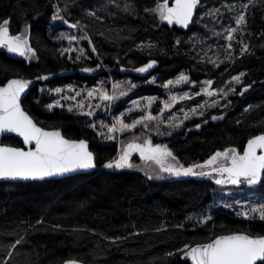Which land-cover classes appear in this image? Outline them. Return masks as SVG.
<instances>
[{
    "label": "trees",
    "instance_id": "16d2710c",
    "mask_svg": "<svg viewBox=\"0 0 264 264\" xmlns=\"http://www.w3.org/2000/svg\"><path fill=\"white\" fill-rule=\"evenodd\" d=\"M160 2L0 0V24L8 20L11 34L26 37L34 49L25 59L0 52V85L12 78L29 81L23 109L44 129L86 140L97 167L96 173L63 180L0 183V264H189L180 254L195 244L235 232L264 235V219L251 211L264 204V176L254 185H217L215 175L153 180L129 168L105 170L120 155V137L107 139L105 126L123 103L114 102L112 111L100 107L92 117L66 102L51 104L58 88L77 92L103 78L106 90L107 76L139 82L131 98L157 93L161 87L152 81L164 84L184 74L196 86L212 80L223 98L180 130L150 135L153 144L168 146L178 165L202 164L230 147L242 152L250 138L264 134V0H202L185 31L160 21L152 11ZM241 13L245 22L237 25ZM63 22L80 30L77 40H69L73 34ZM229 28L238 29L231 49L224 38ZM151 61L148 74L133 73ZM160 107L158 102L155 111ZM137 114L124 116L125 122ZM1 143L22 146L13 137ZM139 160L131 158L132 164Z\"/></svg>",
    "mask_w": 264,
    "mask_h": 264
},
{
    "label": "snow or ice",
    "instance_id": "6c2138e0",
    "mask_svg": "<svg viewBox=\"0 0 264 264\" xmlns=\"http://www.w3.org/2000/svg\"><path fill=\"white\" fill-rule=\"evenodd\" d=\"M199 0H172L171 5L169 0H162L158 3L156 8L152 11L158 15L160 21L167 22L168 24H178L187 28L189 23L192 22L194 10L196 9ZM246 8L247 5H244ZM232 10L233 6H228ZM147 11V9H146ZM216 11H219L218 9ZM95 15V13H91ZM212 15L213 13H208ZM53 19H63L62 17L53 16ZM245 22V15L241 13L235 23L241 25ZM9 21L5 20L0 24V47H4L10 53H15L20 56H27L33 53L34 49L29 46L28 39L22 35H11L7 27ZM76 27V25H71ZM238 31L237 28L225 29V39L229 41L227 47L231 49L233 34ZM219 35V33H217ZM76 36H70V41H75ZM82 39H88L82 37ZM91 42V41H89ZM180 43L179 40L176 41ZM247 49L244 46L242 51ZM93 51L96 49L93 47ZM67 51V50H66ZM79 59V57H77ZM209 62L214 66H219L214 60L209 58ZM155 61L149 62L147 65L136 69L138 72H145L153 66ZM91 71V69H85ZM243 75V73L241 74ZM47 79V77H42ZM234 80L239 82V77H234ZM189 82V78L181 74L175 83ZM30 82L21 79H10L0 86V134L16 133L23 138V143L30 147L25 150L24 148L0 146V179H44L54 175H62L77 170H88L94 168V156L88 150V143L86 140H69L66 139L59 130L48 131L42 127L37 126L33 119L22 109L20 104L21 94L28 87ZM174 82L169 80L164 87L172 85ZM213 84L212 80L204 82L202 92L204 95L212 97L215 94L211 90ZM130 87H135L131 85ZM119 90V96H125L127 93L120 85L113 86V92L110 94L107 90L93 89L87 92L88 98H98L101 101H113L117 98L116 92ZM56 92H61L62 89H56ZM80 95L79 92L76 93ZM196 96L201 95L200 92L195 93ZM189 93L183 95H172L168 101H165L163 108L160 109L158 115H153L150 110H146L144 115L132 123H126L123 114L114 118V122L110 126L103 125L108 128L110 134L108 138L114 139L111 134L117 131L123 133L124 131L133 130L137 125L145 129L149 128L150 123L156 122L157 134L159 132V125L165 122V112H168L167 117L170 127H179L183 124L184 120L189 119V113L184 112L183 120L175 123L179 118L171 114V109L180 101L184 99H191ZM75 99V97H70ZM137 107L139 102L134 101ZM152 98H149L148 108L150 109ZM59 104V101H57ZM53 105H49V108ZM78 107L84 108L83 101L78 104ZM71 110V109H69ZM183 112L184 110L181 109ZM192 114H197V108L189 110ZM89 116L93 115L92 111L86 113ZM203 115V112H199ZM222 118V117H220ZM213 120L217 117L213 116ZM117 125L119 127H117ZM95 128V124H91ZM197 128L200 125H196ZM171 134V133H167ZM100 135H104L100 133ZM138 139V138H137ZM132 153H139L142 160L154 162L160 169L172 175H192V176H218L215 179L217 185H240L246 182L248 185H254L261 180L264 176V134H260L250 138L243 150L240 152L235 147H230L224 150H217L202 164H194L189 167L183 165H173L168 163V159H175L171 150L167 145L153 144L151 137H146L142 142L127 143L123 148L121 154L114 161H109L104 165L105 168H131ZM201 169L196 171L195 169ZM207 168L205 172L203 169ZM151 178V177H149ZM231 205H225L230 207ZM253 213L259 212L261 219H264V204H259L251 208ZM245 216L247 212L243 213ZM210 217H204V222H207ZM20 241H17L18 244ZM185 247H188L187 245ZM185 257L191 259L192 264H264V237H252L247 234H230L216 237L209 243L191 247L190 251L184 253ZM68 264H75L74 261Z\"/></svg>",
    "mask_w": 264,
    "mask_h": 264
},
{
    "label": "rangeland",
    "instance_id": "374dc122",
    "mask_svg": "<svg viewBox=\"0 0 264 264\" xmlns=\"http://www.w3.org/2000/svg\"><path fill=\"white\" fill-rule=\"evenodd\" d=\"M64 25L66 26V28L69 29V31L73 34V36H78L80 30H78L77 27H71L72 24L63 22ZM24 37V36H23ZM26 38V37H25ZM33 53H29L27 56H32ZM154 67V64L151 68H149L147 71L145 72H138L135 71L133 72L134 74L138 75V76H145L146 74H148L152 68ZM139 69V68H138ZM88 74L91 75H95V73L93 71H87ZM180 76H178L177 78L171 79V81H173L174 83L172 85H169L168 87H164L165 84H167V82L163 83H157L156 81H152L153 84H157L158 86H160V90L158 91V88L155 89V91L157 93L154 94H147V95H138L135 97H131L130 98V93L134 92V88L136 87V85L139 84V82L131 80L130 78L126 79L125 81H120V80H112L109 76H107V91L111 94L113 92V86L114 85H120L125 91H126V95L125 96H119V90H117L116 92V96L117 98L113 101H101L98 98H88L87 97V92L91 91L93 89H105L104 87H101L102 82H103V78H101V80H98V82L96 83L95 86H91V87H86L84 89H82L81 91H77L80 93L79 96L76 95L77 92H74V89L72 88V86L70 87H66L64 89H62L61 92H53L52 93V101L51 104L53 105H58L57 101H59V104H61L62 102H66L68 103V106L74 109H79L80 111H84V112H89L92 111L94 112H98V109L101 108H105L108 110L113 109L114 105H112L114 102L116 103H123V110L116 114V115H112L110 113L109 116V123L107 126H110L113 122H114V118L115 117H119L121 116V114H123L124 116H133L132 114H137L138 116L135 118H131L129 122L126 123H132L134 120L138 119L141 115H144L146 110H150L152 112L153 115H158L160 112V109L163 108V104L165 101H168L169 98L172 95H183V93H189L192 98L191 99H184L180 102H178L172 109H171V114L177 116L179 119L177 121H175V123H179V120H183V116H184V112H188L189 113V119L184 120L183 124L180 125L179 127H170L168 124V120L167 117L169 115L168 112H165V122L163 124L159 125V132L160 134H164V135H168L167 133H173V130H180L182 128V126L186 123V122H191L197 118H199L201 115H199V112H203V114L208 110L209 107L215 106L217 105L221 100H222V93L219 91H216L214 89L211 88V90L215 91V94L212 97H209L207 95H204L202 92V87H204V82L200 85H194L191 84L189 82H180V83H175L176 80L179 79ZM135 84V87H130L132 84ZM195 88H197L196 91H193ZM200 92L201 95L196 96L195 93ZM160 94V95H159ZM164 95V97H163ZM70 97H75V99H70ZM149 98H152V103L150 106V109L148 108V102H149ZM127 99V100H126ZM198 100L199 101L197 103H194L192 105H190L188 103V101H194V100ZM83 101L85 107L84 108H80L78 107V104ZM139 102V107L136 106V104H134L133 102ZM158 102H160V109L158 111H155V106L158 104ZM178 106V107H177ZM192 108H197V114H192L189 110ZM181 109H183L184 111L182 112ZM100 112V111H99ZM137 112V113H136ZM93 116V115H92ZM90 116V117H92ZM117 127H119L117 125ZM190 129L192 130H197L198 128L196 126L191 127ZM105 132L108 134L109 137V133H108V128L106 127ZM125 132H128V130L124 131L123 133L117 131L116 133H113L111 135H113L116 139L118 137H120V139L118 140L119 143V148H120V154L123 150V148L127 145V143L132 142L134 139L136 140V142H142L144 138L146 137H151L150 135H152L153 133L157 134V130H156V122H152L149 125L148 129L143 128L140 125H137V127L133 130H130L129 134H127L125 137H121L122 134H124ZM109 140H112L110 138H108ZM138 138V139H137ZM136 157V156H134ZM132 163V162H131ZM168 163L169 164H173V165H177V162L172 159L169 158L168 159ZM131 170H135V171H139L144 173L148 178L151 177L150 179L153 180H164V179H171L174 177V175L169 174L167 172H164L160 169V167L155 164L154 162H148V161H144L140 158L139 162L136 164H133V167L129 168ZM243 208V213L247 212L249 209L248 207L246 208L245 204L242 206ZM242 213L241 217L242 218H246V216Z\"/></svg>",
    "mask_w": 264,
    "mask_h": 264
},
{
    "label": "water",
    "instance_id": "95a60500",
    "mask_svg": "<svg viewBox=\"0 0 264 264\" xmlns=\"http://www.w3.org/2000/svg\"><path fill=\"white\" fill-rule=\"evenodd\" d=\"M201 1L202 0H199V3H198V5H197V7H196V9L194 10V15H193V18H192V22H193V20H194V18H195V16H196V14H197V12H198V10H199V7H200V4H201ZM169 3H170V5H171V3H172V0H169ZM192 22H190L189 23V25H188V27L187 28H184V27H182L181 25H178V24H175V23H173V24H168L167 22H162L165 26H167V27H169V28H173V27H175V28H177L178 30H181V31H185V30H188L189 28H190V26L192 25ZM10 31V30H9ZM10 34H11V32H10ZM11 35H13V34H11ZM0 52L1 53H4V54H6V56H8L9 58H12V59H25L27 56H20V55H18V54H15V53H10V52H8L7 51V49L6 48H4V47H0ZM124 71H122L121 73H123ZM12 79H17V78H12ZM10 80V79H9ZM7 82V81H6ZM6 82L4 83V84H6ZM4 84H2V85H0V86H3ZM27 93H28V87L25 89V91L21 94V98H20V104H21V107H22V101H23V99L26 97V95H27ZM22 109H23V107H22ZM24 110V109H23ZM25 111V110H24ZM26 112V111H25ZM27 113V112H26ZM28 114V113H27ZM29 115V114H28ZM38 126V125H37ZM40 127V126H39ZM45 130H48V131H52V130H55V129H45ZM60 131V130H59ZM61 132V131H60ZM62 134V133H61ZM63 135V134H62ZM5 137H13V138H16L17 140H19L21 143H22V146L21 147H17V148H24L25 150H27V148L28 147H30L29 145H25L24 143H23V138L22 137H20V136H18L16 133H4V134H0V146H7V145H2V143H1V141H2V139L3 138H5ZM67 139V138H66ZM70 140V139H69ZM78 141V140H77ZM246 144H247V142H246ZM246 144H245V146H246ZM245 146H244V148H245ZM10 147H13V146H10ZM244 148H243V150H244ZM88 150H89V144H88ZM90 151V150H89ZM243 152V151H242ZM94 156V155H93ZM134 156H138L139 158H140V156H139V153H132V155H131V158H133ZM119 157V156H118ZM117 157V158H118ZM130 158V159H131ZM94 162H95V159H94ZM96 165V164H95ZM105 168V167H104ZM116 168L115 167H113V168H105V170H115ZM208 170H206L205 172H207ZM97 172V167L95 166L94 168H92V169H88V170H77V171H74V172H69V173H65V174H62V175H54V176H51V177H46V178H44V179H35V180H33V179H27V180H24V179H15V180H13V179H0V183H2V182H8V183H38V182H44V181H52V180H63V179H66V178H70V177H73V176H76V175H80V174H93V173H96ZM174 176H176V175H174ZM184 177H188V176H190V175H187V176H185V175H183ZM192 176V175H191ZM230 234H246V233H241V232H235V233H229V234H224V235H230ZM248 235V234H247ZM219 236H222V235H219ZM250 236V235H249ZM218 237V236H217ZM252 237H254V238H256V237H264V235H262V236H252ZM216 238V237H215ZM215 238H213L212 240H214ZM211 240V241H212ZM211 241H209V242H211ZM209 242H206V243H209ZM206 243H200V244H195V245H193V246H191V247H195V246H197V245H203V244H206ZM191 247H189V248H186L181 254H180V259L182 260V261H184V262H188L189 264H192V262H191V259L190 258H188V257H185V255H184V253L185 252H187V251H190V249H191ZM72 261H74L75 262V264H84V263H81V262H78V261H75V260H66V261H64L63 263H61V264H68V262H72Z\"/></svg>",
    "mask_w": 264,
    "mask_h": 264
}]
</instances>
